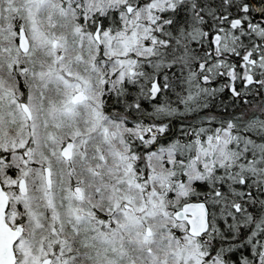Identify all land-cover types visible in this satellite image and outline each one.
I'll list each match as a JSON object with an SVG mask.
<instances>
[{
  "label": "snow or ice",
  "instance_id": "1",
  "mask_svg": "<svg viewBox=\"0 0 264 264\" xmlns=\"http://www.w3.org/2000/svg\"><path fill=\"white\" fill-rule=\"evenodd\" d=\"M0 264H264V0H0Z\"/></svg>",
  "mask_w": 264,
  "mask_h": 264
}]
</instances>
